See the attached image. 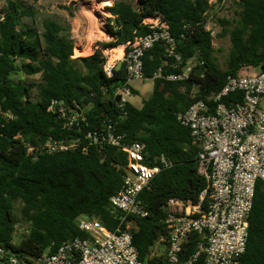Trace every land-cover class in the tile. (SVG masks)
I'll return each instance as SVG.
<instances>
[{"label": "trees", "instance_id": "1", "mask_svg": "<svg viewBox=\"0 0 264 264\" xmlns=\"http://www.w3.org/2000/svg\"><path fill=\"white\" fill-rule=\"evenodd\" d=\"M73 1V0H71ZM240 7L235 25L218 18L223 26L219 37L229 36L231 48L226 65L221 69L215 59L214 39L205 30L206 15L212 12L208 0H119L107 11V31L114 38L98 43L94 53L74 58L75 43L69 28L53 19L43 21V32L25 27L22 19L35 12L18 1L8 0L0 15V247L33 258L51 254L64 241L85 237L77 226L79 216L99 219L110 230L122 222L113 213L110 198L123 185L128 165L125 152L114 146L79 147L73 151L39 154L37 159L27 146H37L51 138L72 140L81 136L63 128L56 113L48 111L52 100L84 112V130L101 126L110 120L125 143L140 142L147 152L146 163L160 164L164 156L172 165L163 168L141 192L139 199L148 215L128 216L125 228L131 232L139 260L143 264H169L164 255H152L160 241L164 248L168 229L164 223L170 199L197 203L206 188L198 174L199 147L193 144L190 130L180 124L176 114L192 103L193 84L198 85V98L219 92L228 76L259 70L264 63V0H238ZM160 16L170 25L177 41L182 64L202 61L201 72L194 69L183 82L155 78L179 72L173 68L159 43L144 56V74L153 80V91L141 108L129 102L119 103L115 92L127 84L124 65L109 78L104 72L103 51L123 45L135 36L146 35L147 17ZM40 75L35 85L21 78ZM132 92L136 93L132 89ZM227 102H241V94H231ZM23 204L22 217L29 224L19 245L13 243L18 224L15 202ZM163 239V241H162ZM197 236L184 244L186 255L193 253ZM164 251V249H163ZM193 264H203V256ZM240 264H264V186L258 183L249 217V237Z\"/></svg>", "mask_w": 264, "mask_h": 264}, {"label": "built area", "instance_id": "2", "mask_svg": "<svg viewBox=\"0 0 264 264\" xmlns=\"http://www.w3.org/2000/svg\"><path fill=\"white\" fill-rule=\"evenodd\" d=\"M225 2L208 0L213 10L206 15L205 30L213 38L216 33L211 26L212 13ZM3 20L0 15V22ZM143 25L149 32L120 45L121 53H114L116 48L103 51V69L107 77L114 75L118 62L124 65L127 84L115 92L121 105L132 95L130 81L148 80L144 74V56L156 44L161 43L167 57L175 59L172 67L179 72L163 75L158 69L155 78L183 82L190 78L194 69L198 68L199 72L204 64L195 60L182 64L177 41L162 17H147ZM198 88L193 84L192 103L176 116L180 124L190 130L193 144L199 147L197 170L205 179L206 188L197 203L179 199L167 202L164 223L168 236L163 255L169 264H193L201 256L203 264H240L247 248L256 188L258 183L264 186V63L255 72L228 76L219 92L204 98H198ZM238 93L242 96L241 102L226 101L229 95ZM48 111L57 114L64 129L81 136L72 140L49 138L35 147L28 145L27 150L34 159L39 154L73 151L79 147L87 151L91 146L105 145L118 147L126 153L128 165L123 185L109 200L112 212L120 213L122 222L115 230H110L97 218L79 216L77 226L85 237L70 238L55 252L37 258L0 247V264H143L134 246L131 228L128 225L124 228L122 223L128 216L148 215L139 196L163 168L172 164L164 156L157 157L160 164H147L145 146L138 141L125 143L124 135L116 131L110 120L84 130L87 123L84 112L55 100ZM0 115L7 120L13 119L10 113L0 111ZM191 235L197 236V244L187 256L184 244Z\"/></svg>", "mask_w": 264, "mask_h": 264}, {"label": "rangeland", "instance_id": "3", "mask_svg": "<svg viewBox=\"0 0 264 264\" xmlns=\"http://www.w3.org/2000/svg\"><path fill=\"white\" fill-rule=\"evenodd\" d=\"M18 1L25 7H30L34 12V17H25L22 19V24L25 27H35L40 32H43V21L47 19H53L60 24L69 28L70 36L75 43L74 58L87 57L94 53L97 49L98 43H110L114 38L107 31V19L111 17V14L107 11V7L114 4L119 0H107L104 5L100 0H12ZM238 0H226L225 4L221 8H216L212 15V29L215 31L214 36V48L215 59L218 66L221 69L225 68L226 59L231 48V41L229 36L219 37V33L222 32L223 26L217 21L218 18L226 19L230 22V27L235 25L237 19V12L240 7L236 2ZM8 0H0V14L4 11ZM97 6V8H93ZM86 13V14H85ZM107 32L103 35L100 30ZM97 34V35H96ZM120 46L116 48L114 52H118ZM81 49V50H80ZM79 50L80 55H78ZM109 50V49H108ZM82 51V52H81ZM121 53V51H120ZM118 62V66L119 67ZM256 70H252L255 72ZM25 80L35 85L34 94L38 95L37 85L40 83V75L27 76L24 74H18L15 76L16 80ZM129 86L136 89V92H132V95L127 97L129 103L137 108L143 106L144 101L150 96L153 91V80L148 79L145 81L132 80L129 82ZM23 204L21 201L15 202V214L18 220L15 233L13 235V243L19 245L25 233L28 232L29 224L22 217ZM130 228L133 227L132 223H129ZM160 241H157L154 245L152 255L160 256L163 254Z\"/></svg>", "mask_w": 264, "mask_h": 264}, {"label": "bare ground", "instance_id": "4", "mask_svg": "<svg viewBox=\"0 0 264 264\" xmlns=\"http://www.w3.org/2000/svg\"><path fill=\"white\" fill-rule=\"evenodd\" d=\"M100 1H102V3H101L102 5H104L105 3H107V2H106L107 0H100ZM94 8H97V6H93V8H92L91 10H93ZM85 14H86V13H85ZM96 35H97V34H96ZM118 49H119V51H118V52H114V53H120L121 49H120V48H118ZM80 50H81V49H80ZM114 50H115V49H114ZM114 50H113V51H114ZM76 52H78V55H80V53H79L80 51H79V50H76ZM81 52H82V51H81Z\"/></svg>", "mask_w": 264, "mask_h": 264}, {"label": "water", "instance_id": "5", "mask_svg": "<svg viewBox=\"0 0 264 264\" xmlns=\"http://www.w3.org/2000/svg\"><path fill=\"white\" fill-rule=\"evenodd\" d=\"M100 30V29H99ZM100 32L103 34V35H107L105 33L107 32H103L102 30H100ZM122 67V63H119V67H117V70H119L120 68ZM199 72H201V69H199ZM117 101L119 102L120 101V97L118 96L117 97Z\"/></svg>", "mask_w": 264, "mask_h": 264}, {"label": "crops", "instance_id": "6", "mask_svg": "<svg viewBox=\"0 0 264 264\" xmlns=\"http://www.w3.org/2000/svg\"><path fill=\"white\" fill-rule=\"evenodd\" d=\"M133 89V88H132ZM133 90H135L136 91V89H133ZM136 93H138V92H136Z\"/></svg>", "mask_w": 264, "mask_h": 264}]
</instances>
